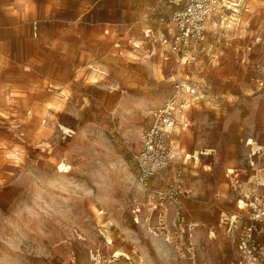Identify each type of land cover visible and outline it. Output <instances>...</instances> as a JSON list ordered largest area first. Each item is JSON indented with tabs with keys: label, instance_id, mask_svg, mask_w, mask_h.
<instances>
[{
	"label": "rangeland",
	"instance_id": "374dc122",
	"mask_svg": "<svg viewBox=\"0 0 264 264\" xmlns=\"http://www.w3.org/2000/svg\"><path fill=\"white\" fill-rule=\"evenodd\" d=\"M18 1L0 14V264H264V0H236L228 33L224 0L186 55L164 40L185 0Z\"/></svg>",
	"mask_w": 264,
	"mask_h": 264
},
{
	"label": "built area",
	"instance_id": "2783aa9c",
	"mask_svg": "<svg viewBox=\"0 0 264 264\" xmlns=\"http://www.w3.org/2000/svg\"><path fill=\"white\" fill-rule=\"evenodd\" d=\"M224 2V0H185L184 6L173 13L164 40L177 53L180 52V47L183 49V55L187 52H200L206 41L208 24L212 17L217 15L219 6L223 5L225 8ZM175 103L171 102L159 113V117L166 115V119L162 124L154 125L144 137L145 147L138 160V168L140 182L145 188H148L150 181L160 175L167 166L169 157L166 152L167 139L177 127L174 119L170 117ZM157 231L167 236L168 227L164 220L159 221Z\"/></svg>",
	"mask_w": 264,
	"mask_h": 264
},
{
	"label": "bare ground",
	"instance_id": "6f19581e",
	"mask_svg": "<svg viewBox=\"0 0 264 264\" xmlns=\"http://www.w3.org/2000/svg\"><path fill=\"white\" fill-rule=\"evenodd\" d=\"M238 1L236 0H229V2H227L228 4V10L226 9V11H232V16H228L227 15H224L220 20H222V24L220 23V26L222 29H226V33L228 32H233L236 30V28H238V25H237V20L240 19L237 15V13H239V10H238V7L239 5L237 4ZM240 15V14H239ZM242 22V20H241ZM240 26V25H239ZM242 28V27H241ZM244 32V31H243ZM225 33V34H226ZM224 35V34H223ZM134 44H136V47L140 48L139 47V42H135ZM131 54V53H130ZM132 56H137L136 54L133 53ZM185 61L188 62V59H184ZM184 62V61H183ZM95 68V67H94ZM96 69V68H95ZM94 80L97 79V76H94L93 77ZM101 78V77H99ZM105 77H102V79H104ZM187 87H189L188 85L185 86V91L187 90ZM178 131V130H177ZM179 132V131H178ZM17 154H14V153H10L9 154V157L10 158H17ZM190 160H193L195 162L196 165L199 164L200 160H199V153L198 151H196L193 155L192 154H186L185 155V161L188 163ZM240 208H244L245 207V203L244 202H240ZM98 212V211H97ZM102 213V212H100ZM109 239V238H108ZM109 241H111V239H109ZM115 257L117 259H120V258H127V256L124 254V253H120V252H117Z\"/></svg>",
	"mask_w": 264,
	"mask_h": 264
},
{
	"label": "crops",
	"instance_id": "0c3cea01",
	"mask_svg": "<svg viewBox=\"0 0 264 264\" xmlns=\"http://www.w3.org/2000/svg\"><path fill=\"white\" fill-rule=\"evenodd\" d=\"M12 0H0V14L3 15V17L7 16L8 14V9L11 8V4H16L19 2L18 0H15L14 2H8ZM1 43V41H0Z\"/></svg>",
	"mask_w": 264,
	"mask_h": 264
}]
</instances>
